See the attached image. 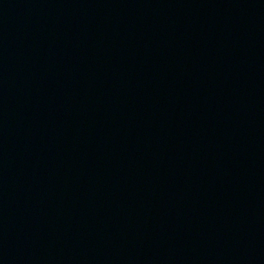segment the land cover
I'll list each match as a JSON object with an SVG mask.
<instances>
[{
	"label": "water",
	"instance_id": "1",
	"mask_svg": "<svg viewBox=\"0 0 264 264\" xmlns=\"http://www.w3.org/2000/svg\"><path fill=\"white\" fill-rule=\"evenodd\" d=\"M0 264H264V0H0Z\"/></svg>",
	"mask_w": 264,
	"mask_h": 264
}]
</instances>
